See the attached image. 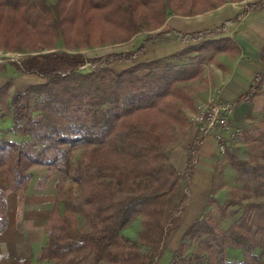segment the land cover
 I'll list each match as a JSON object with an SVG mask.
<instances>
[{
    "label": "trees",
    "instance_id": "trees-1",
    "mask_svg": "<svg viewBox=\"0 0 264 264\" xmlns=\"http://www.w3.org/2000/svg\"><path fill=\"white\" fill-rule=\"evenodd\" d=\"M248 7L264 10V3ZM168 11V0H0V41L6 45L16 34L38 38L33 44L21 41L29 51L21 52L22 57L8 67L40 80L21 92H9L12 79L0 87V125L2 119L9 120L0 135L19 137L0 140V181L6 182L0 189V234L7 223V194H17L20 207L30 168L54 167L61 172L71 151L80 150L67 175L77 186L76 199L62 201L56 194L36 264H157L166 251L188 203L202 139L194 138L193 148L175 169L167 150L175 142L173 135L188 125L184 110L195 109L183 86L199 77L201 66L213 63L216 53H237L229 38L201 39L219 34L239 19L180 34L160 30ZM100 25L120 30L125 38L147 33L133 50L100 58L86 59L55 47L58 38L64 44L67 38H88ZM175 37L201 41L180 53L120 71L109 67ZM184 58L187 62L180 63ZM258 58L259 72L234 105L264 95V46ZM86 65L89 69L83 71ZM260 115L249 128L239 130L237 139L246 147V158L230 144L224 149L223 159L235 174L227 198L206 199L209 209L185 229L166 264H262L256 252L264 247V116L258 119ZM76 217L83 225L78 237L71 238L67 227H75ZM137 218L136 238L124 236L123 229ZM225 221L229 224L223 228ZM19 225L18 218V230ZM227 250H240L241 260L228 259Z\"/></svg>",
    "mask_w": 264,
    "mask_h": 264
},
{
    "label": "crops",
    "instance_id": "crops-1",
    "mask_svg": "<svg viewBox=\"0 0 264 264\" xmlns=\"http://www.w3.org/2000/svg\"><path fill=\"white\" fill-rule=\"evenodd\" d=\"M254 1L264 3V0ZM243 11L244 14H242ZM241 14L242 16L240 17ZM237 16H239V19L230 24V29H227V32H224V34L201 39L227 37L235 44L238 51L235 54L218 52L214 55L213 63L202 65L200 79L206 78L211 83L208 89H206L207 95L206 93L205 95H201V100H196L193 97V102L194 104L203 103L208 96L217 95L220 99L233 106L230 124L241 131L254 124L256 117L264 110V95L261 94L252 97L247 104L234 105L235 100L246 92L252 79L261 68L258 54L264 46V11L246 8L244 10L238 4L225 3L208 12L190 17L172 16L167 19L166 25L177 33L190 34L218 28L224 22L232 20ZM201 40L185 42L178 40L176 37L172 38V41L169 43L151 47L142 56L135 59L136 62H132L129 66L134 63L165 58L180 53L185 48L196 45ZM122 63L126 62H118L112 65ZM5 67H8V65L5 64L2 71L5 70ZM31 79L36 78L20 76L14 73L12 84L9 87L12 90L11 92H21L27 86L40 82L38 79L35 81ZM193 81L191 80L188 83ZM4 82H6V79L0 75V87L4 85ZM262 92H264L263 88ZM6 119L4 118L1 121L4 122ZM193 135L194 133L191 134V136ZM1 139L18 140L19 137L16 135H0ZM180 148L178 147V149ZM216 151V144L211 137L206 136L201 139L188 190L190 198L188 195V203L180 218V224H183L185 219L187 220L183 228H187L200 217L202 207L213 190V178L217 165L222 166V169H220L222 171L225 167L229 168L223 159V155H220ZM183 155L184 153H179L177 149L173 151L170 157L168 155V159L175 169L180 167ZM219 156H222L221 160H218ZM232 173L234 179L235 174L234 172ZM28 189L29 186L24 191L25 196L19 207V209L22 208V216H19V212L17 217V219H20L19 230L16 228V223L14 224L13 217L17 196L13 193L7 194V223L4 232L0 234V264H23L26 259L25 257H30L31 255L32 260H34L39 247L43 243L42 230L53 201H50L51 203L44 210H41L40 203H37V201L34 205L28 206L25 201ZM191 203H193V206H191Z\"/></svg>",
    "mask_w": 264,
    "mask_h": 264
},
{
    "label": "rangeland",
    "instance_id": "rangeland-1",
    "mask_svg": "<svg viewBox=\"0 0 264 264\" xmlns=\"http://www.w3.org/2000/svg\"><path fill=\"white\" fill-rule=\"evenodd\" d=\"M257 2L254 0H168V14L166 15L164 22L162 26L160 27V30L163 28H168L166 25V21L168 18L172 16H179V17H190L187 15H198L201 13H205L210 11L213 7H219L222 4H238L241 8H246V6H249V4ZM251 10V8H246ZM261 11H264L262 9H259ZM244 14V12H242ZM240 15V17L242 16ZM139 21L143 22V18L139 17ZM236 22V21H234ZM232 22V23H234ZM101 24L100 22H98ZM230 23V24H232ZM230 24L228 26H224V29L219 32V34L213 35L214 37L216 35H222L224 32H227V29H230ZM107 26L102 27L100 25V28L98 27L95 32L89 35L88 38H67L68 42L66 44L63 43L62 38H58V40H55V47L64 51H71V52H77L82 54L86 59H93V58H100L107 56L112 53H120V52H129L136 48L138 46V43L141 42L147 32H142L140 34H137L134 37L131 38H125L124 35L121 33L118 29H109L106 28ZM159 30V29H158ZM149 32L148 34H152L157 32ZM173 37V34L169 35ZM12 38H8L7 44L4 45L0 41V75L8 81L9 79H12L14 75V70L11 71V67H5V70L2 71V68L5 64H9L11 61H17L22 57L21 52H27L28 49L22 48V44H20L21 41H25L26 39L29 40L30 44L35 43L38 41V38H24L23 35L16 34L15 36H11ZM212 37V36H211ZM227 38V37H223ZM231 38V37H230ZM161 39H156L155 42H160ZM46 50L43 51L45 53ZM142 56V55H139ZM139 56H137L135 59H137ZM135 59L131 61H122L126 63L122 64H115L118 62H114L109 65L111 66L114 71H120L122 69H125L129 67V65L132 62H136ZM187 60L181 59L180 63H185ZM135 64V63H134ZM202 67V66H201ZM11 68V69H10ZM89 69V66L86 65L82 69L83 71H87ZM7 77H6V76ZM201 76V74H200ZM200 76L193 79L194 81L191 83H186L183 86V90L185 93H187L193 100V97L197 100L200 99L201 95H207L206 89H208V86L210 85V80H206V78H201ZM35 81L36 79H31ZM190 82V81H189ZM6 82H4L5 84ZM12 84V81H10V86ZM13 89V88H12ZM264 90V88H263ZM9 91L12 90L9 88ZM201 100V99H200ZM194 104V102H193ZM197 104V103H196ZM194 104V106L196 105ZM195 112L194 111H188L184 110V116L188 120V125L183 128L180 132H177L173 135L175 142L168 147V155L169 157L177 149L179 153H184L183 156L189 151V149L193 148V140L194 138H200L201 136L195 131L194 127L190 125L189 118L190 116ZM264 116V110L262 111V115L258 117L261 118ZM9 125V120L6 119L1 125V129H5ZM194 133L193 136L191 134ZM193 137V138H192ZM191 139V140H190ZM231 145L235 147V151L237 152L238 156L242 158H246L247 151L246 147L242 144H240V141L236 139L233 143H228L227 145ZM178 147H181L178 149ZM217 148V146H216ZM218 151V149H217ZM216 151V152H217ZM219 152V151H218ZM220 155H223V153H220ZM80 155V150L74 149L69 154L68 158L66 159L65 163L62 166V171L56 170L54 167H45V166H33L30 168L31 172V178L28 182L29 189L26 194V204L28 206H32L36 203H40L41 210H44L49 204L53 201L56 194H61V200L62 201H68L71 202L76 199L77 196V186L76 184L69 181L67 175H68V167L72 162H75ZM197 157V156H196ZM222 156L218 157V160H221ZM218 162V161H217ZM221 162V161H220ZM222 169V166L217 165L216 167V173H214V182H213V190L210 194V197L208 198H215L218 202L223 201L227 198L229 191L233 188L235 179H233V171H231L229 168L225 167L224 170ZM220 170V171H218ZM4 183V185H2ZM232 183V184H230ZM6 187L5 180L0 181V189H4ZM15 194V193H13ZM188 195L190 198V192L188 191ZM17 196V202H16V208L14 210V224L17 222V217L22 216V208L19 209L18 206V195ZM24 192L22 194V199L24 198ZM51 201V202H50ZM191 206H193V203H191ZM209 207L207 206V202L204 203L202 207V213L206 210H208ZM60 210L62 211L63 208L60 206ZM20 212V213H19ZM19 213V214H18ZM22 220V217H21ZM187 220L185 219L183 224H179L177 229L173 232L171 235V238L167 244V249L161 256V258L157 261V264H166L170 258L171 251L175 250L179 244L180 238L182 234L184 233L186 228H183L184 225H186ZM139 222L140 219L137 218L136 220L132 221L128 226H126L122 234L130 239L136 238V233L139 231ZM229 224V221H225L222 223V227L224 228ZM83 221L80 217H76V225L74 228L67 227V233L71 238L78 237V230L82 228ZM258 254L260 255L261 263L264 264V247L260 250H256ZM25 261L23 264H36L35 260H32V255L30 257L26 256ZM227 258L228 259H235V260H241L242 258V252L240 250H227ZM22 264V263H21Z\"/></svg>",
    "mask_w": 264,
    "mask_h": 264
},
{
    "label": "built area",
    "instance_id": "built-area-1",
    "mask_svg": "<svg viewBox=\"0 0 264 264\" xmlns=\"http://www.w3.org/2000/svg\"><path fill=\"white\" fill-rule=\"evenodd\" d=\"M233 106L217 95L208 96L205 102L195 105V112L190 116V125L203 138L211 137L220 153L228 143L236 141L239 130L230 124Z\"/></svg>",
    "mask_w": 264,
    "mask_h": 264
}]
</instances>
